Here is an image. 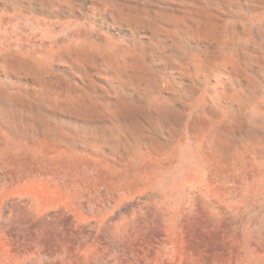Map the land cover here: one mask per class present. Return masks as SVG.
I'll return each instance as SVG.
<instances>
[{"label": "rangeland", "instance_id": "obj_1", "mask_svg": "<svg viewBox=\"0 0 264 264\" xmlns=\"http://www.w3.org/2000/svg\"><path fill=\"white\" fill-rule=\"evenodd\" d=\"M0 264H264V0H0Z\"/></svg>", "mask_w": 264, "mask_h": 264}]
</instances>
